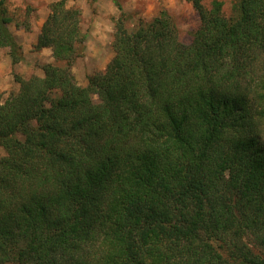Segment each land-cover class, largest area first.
Returning <instances> with one entry per match:
<instances>
[{"label": "trees", "instance_id": "1", "mask_svg": "<svg viewBox=\"0 0 264 264\" xmlns=\"http://www.w3.org/2000/svg\"><path fill=\"white\" fill-rule=\"evenodd\" d=\"M67 1L33 45L54 62L0 95V264H264V0H187L188 44L165 10L131 28L121 11L85 86Z\"/></svg>", "mask_w": 264, "mask_h": 264}, {"label": "rangeland", "instance_id": "2", "mask_svg": "<svg viewBox=\"0 0 264 264\" xmlns=\"http://www.w3.org/2000/svg\"><path fill=\"white\" fill-rule=\"evenodd\" d=\"M56 0H6L5 5L12 21L9 29L21 45L23 58L12 65L8 73L12 77L0 91L2 99L10 92H16L19 84L16 77L31 75L43 76V64L54 62L49 47L35 50L40 28L49 13V6ZM223 2V13L228 16L235 0H220ZM121 10L113 0H68L67 7H77L81 11V28L87 33L85 50L73 65L72 71L77 84L85 86L87 77L95 71H103L113 57L112 41L114 25L121 11L128 19L129 28L140 21H149L160 10H165L177 27L179 39L188 44L192 32L197 28L198 15L187 0H118ZM212 0H203L208 6ZM7 54L6 49H0ZM0 52V53H1ZM1 58V57H0ZM0 62L3 63L2 59ZM95 99V98H94ZM5 154L0 147V157Z\"/></svg>", "mask_w": 264, "mask_h": 264}, {"label": "crops", "instance_id": "3", "mask_svg": "<svg viewBox=\"0 0 264 264\" xmlns=\"http://www.w3.org/2000/svg\"><path fill=\"white\" fill-rule=\"evenodd\" d=\"M0 57H1L0 59H2L3 61V63L0 62V91H2L5 90L6 83L12 81L13 79L11 75L8 73V70H10L11 67V61L8 54L1 52Z\"/></svg>", "mask_w": 264, "mask_h": 264}]
</instances>
